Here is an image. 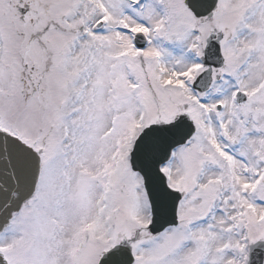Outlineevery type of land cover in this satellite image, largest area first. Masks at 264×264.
Returning a JSON list of instances; mask_svg holds the SVG:
<instances>
[{"label": "snow or ice", "instance_id": "obj_1", "mask_svg": "<svg viewBox=\"0 0 264 264\" xmlns=\"http://www.w3.org/2000/svg\"><path fill=\"white\" fill-rule=\"evenodd\" d=\"M0 264H264V0H0Z\"/></svg>", "mask_w": 264, "mask_h": 264}]
</instances>
